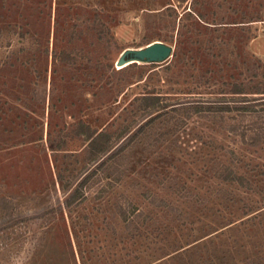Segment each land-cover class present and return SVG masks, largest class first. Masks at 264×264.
Wrapping results in <instances>:
<instances>
[{
    "label": "rangeland",
    "instance_id": "rangeland-1",
    "mask_svg": "<svg viewBox=\"0 0 264 264\" xmlns=\"http://www.w3.org/2000/svg\"><path fill=\"white\" fill-rule=\"evenodd\" d=\"M235 83L264 0H0V264H264V138L179 104Z\"/></svg>",
    "mask_w": 264,
    "mask_h": 264
},
{
    "label": "trees",
    "instance_id": "trees-1",
    "mask_svg": "<svg viewBox=\"0 0 264 264\" xmlns=\"http://www.w3.org/2000/svg\"><path fill=\"white\" fill-rule=\"evenodd\" d=\"M258 93L264 92L259 91ZM231 94L216 98L201 96L192 101H181L179 104L191 105L195 112L203 114L205 117L214 116L219 112H229L228 117L232 120L229 127L230 132L241 137L244 143L255 145L264 138V95L250 96L242 91V87L238 83H235ZM162 108H167V106ZM88 128L90 129V127ZM87 135L91 139V145L101 141L104 137L110 138V135L104 132L97 134L89 132ZM113 156L110 155V158ZM116 169L118 170V167ZM108 174V176H113L114 173Z\"/></svg>",
    "mask_w": 264,
    "mask_h": 264
},
{
    "label": "water",
    "instance_id": "water-1",
    "mask_svg": "<svg viewBox=\"0 0 264 264\" xmlns=\"http://www.w3.org/2000/svg\"><path fill=\"white\" fill-rule=\"evenodd\" d=\"M174 47L166 42L156 40L146 46L125 49L117 60V66L123 67L133 62H165L173 54Z\"/></svg>",
    "mask_w": 264,
    "mask_h": 264
}]
</instances>
